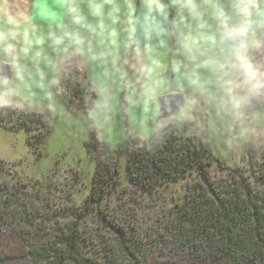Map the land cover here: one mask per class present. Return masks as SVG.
I'll return each instance as SVG.
<instances>
[{
  "label": "rangeland",
  "instance_id": "374dc122",
  "mask_svg": "<svg viewBox=\"0 0 264 264\" xmlns=\"http://www.w3.org/2000/svg\"><path fill=\"white\" fill-rule=\"evenodd\" d=\"M129 2L0 0V114L6 117L0 160L29 183L32 195L37 192V216L50 220L46 226L54 225V231L83 212L96 160L102 159L98 143L115 152L120 172L116 189L99 207L120 221L124 215L132 219L139 207L147 214L168 208L172 197L182 198L189 181L161 185L149 195L135 189L120 148L126 139L134 147H149L162 127L188 122L184 134L203 139L205 129L212 156L230 167L244 171L249 159L253 165L264 161V0H132L128 10ZM137 2L143 16L161 12L173 25L172 36L159 47L134 44L141 40L134 30ZM5 3L16 25L7 23ZM37 3L56 18L41 15ZM93 4L100 6L99 14ZM241 5H247V15ZM4 64L10 75L3 74ZM169 93L184 94V104L177 114L163 116L158 97ZM8 110L41 114L49 129L43 141L25 129H10ZM212 173L226 171L214 162ZM79 221L87 231L97 223L90 211ZM13 246L15 239L0 233V248Z\"/></svg>",
  "mask_w": 264,
  "mask_h": 264
},
{
  "label": "trees",
  "instance_id": "16d2710c",
  "mask_svg": "<svg viewBox=\"0 0 264 264\" xmlns=\"http://www.w3.org/2000/svg\"><path fill=\"white\" fill-rule=\"evenodd\" d=\"M71 90L77 99H84ZM7 114L13 119L10 129L32 132L38 143L49 132L37 112ZM5 118L0 114V126L5 127ZM187 126L188 122L178 128L162 127L149 147H134L131 139L120 145L128 183L143 194L189 180L182 198L172 197L168 208L147 214L139 207L128 220L125 215L122 221L115 220L99 207L116 189L120 174L115 152L104 144H96L102 159L96 160L83 212L69 217L56 231L54 225L46 226L50 220L37 216L33 205L37 192L32 195L29 183L0 160V233L17 243L11 249L0 248V264H264V161L253 165L249 159L244 171L230 167L212 156L205 129L202 139L185 135ZM214 162L226 171L224 176L212 173ZM88 211L97 220L91 231L79 221Z\"/></svg>",
  "mask_w": 264,
  "mask_h": 264
},
{
  "label": "crops",
  "instance_id": "0c3cea01",
  "mask_svg": "<svg viewBox=\"0 0 264 264\" xmlns=\"http://www.w3.org/2000/svg\"><path fill=\"white\" fill-rule=\"evenodd\" d=\"M132 0H130L129 2V6H128V10H130V7H132ZM119 10L121 9V6H119L118 8ZM136 11H134L135 16H134V20H135V31H137L139 34L141 35V40H134V44L136 45L137 43L139 44H145L146 46L148 45H156L157 47H159L162 44V41L167 40L168 37L172 36V24L168 23V19L166 14H163L161 12H157L155 14V17L152 15L146 16L143 14L145 13V11L139 10V2H137L136 5ZM141 12V17L138 16V13ZM143 16V22H141L138 25V22L141 20ZM159 18L161 20H159ZM151 37V40H145L146 37ZM156 37L158 38V40H154L156 39ZM157 41V43H156ZM141 42V43H140Z\"/></svg>",
  "mask_w": 264,
  "mask_h": 264
},
{
  "label": "clouds",
  "instance_id": "9594fccd",
  "mask_svg": "<svg viewBox=\"0 0 264 264\" xmlns=\"http://www.w3.org/2000/svg\"><path fill=\"white\" fill-rule=\"evenodd\" d=\"M36 7L39 9L41 15H43V16H48V17H51V18H53V19L56 18L55 13L49 11L48 8H47V6H46L44 3H37V4H36ZM92 7H93V10H94V12H95L96 14H99V13H100V6H99V5H97V4H93ZM240 9H241L242 12H244L245 15L248 14L247 5H241V6H240ZM70 10H71L72 12H75V11H76L75 8H71V7H70ZM3 11H4V15H5L6 21H7V23H8L9 25H16V24L18 23L16 16H15L13 13H11V12L9 11V6H8L7 3H5V4L3 5ZM25 19H28V17H25ZM75 19H76L77 21H80L81 18H80V16L77 14L76 17H75ZM242 31H244L243 28H241V29H232V30L229 31L228 35H231L233 32H242ZM7 35H8V36H13L14 33L9 32V33H7ZM73 39H75L76 42L79 43V39H78L77 37L73 36ZM56 42H57V43L60 42V41H59V38L57 39Z\"/></svg>",
  "mask_w": 264,
  "mask_h": 264
},
{
  "label": "water",
  "instance_id": "95a60500",
  "mask_svg": "<svg viewBox=\"0 0 264 264\" xmlns=\"http://www.w3.org/2000/svg\"><path fill=\"white\" fill-rule=\"evenodd\" d=\"M3 74L10 75L9 66L2 65ZM184 94L182 93H169L158 97V105L162 111L163 116L175 115L178 113L182 105L184 104Z\"/></svg>",
  "mask_w": 264,
  "mask_h": 264
}]
</instances>
